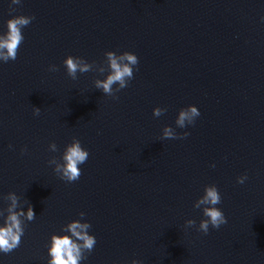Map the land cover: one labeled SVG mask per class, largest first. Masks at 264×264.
I'll list each match as a JSON object with an SVG mask.
<instances>
[{"label": "water", "instance_id": "water-1", "mask_svg": "<svg viewBox=\"0 0 264 264\" xmlns=\"http://www.w3.org/2000/svg\"><path fill=\"white\" fill-rule=\"evenodd\" d=\"M10 3L0 0V31ZM14 7L13 15L36 19L23 30L17 60L0 64V207L16 192L37 218L2 264H46L50 236L81 212L98 240L84 264H264V0ZM107 51L140 60L119 99L95 89L98 73L73 81L63 67L68 55L103 64ZM53 64L59 71L48 70ZM192 104L202 115L190 135L160 140ZM155 107L166 114L155 118ZM73 137L91 155L68 184L48 160ZM53 142L57 153L48 151ZM209 184L219 187L229 223L208 235L185 230L186 220L198 227L203 219L194 204Z\"/></svg>", "mask_w": 264, "mask_h": 264}, {"label": "clouds", "instance_id": "clouds-1", "mask_svg": "<svg viewBox=\"0 0 264 264\" xmlns=\"http://www.w3.org/2000/svg\"><path fill=\"white\" fill-rule=\"evenodd\" d=\"M22 5L23 0H11L9 5L11 18L6 21L5 30L0 31V64L17 60L20 47L25 41L23 30L36 19L35 16L13 15L16 12L14 6ZM104 56L103 64H97L96 62L90 63L83 57L68 55L63 60V67L67 76L73 81L89 72L98 73L104 78L95 79V89L101 91L105 96L119 99L118 93L127 89L135 79V73L139 70V57L130 51L122 53L107 51ZM48 70L50 72L59 71V66L50 65ZM166 112V108L155 107L153 116L160 118ZM40 113V108H34L35 116H39ZM201 115L199 107L194 104L181 108L175 120V127L165 126L162 129L160 140L186 139L190 135L186 129L194 126ZM177 129L185 131L178 133ZM12 147L9 145V148ZM48 151L57 153L60 149L53 142L49 145ZM26 153L27 148L22 149L21 154ZM90 155L81 140L73 137L72 141L64 148L62 155L53 156L48 160V165L54 166V172L61 180L72 184L80 180L83 173L81 166L86 164ZM212 167H215V164ZM248 179L247 174L241 175L237 178V183L243 185ZM3 199L8 204L7 207H0V256L10 254L20 247L26 234L27 224L34 222L37 218L34 206L28 200L22 202L16 192H9ZM222 203L223 197L219 187L216 184L206 185L203 195L194 204L196 209L202 210L203 219L200 220L198 227L195 219L186 220L185 230L194 228L197 232L208 235L212 229L219 230L222 226L227 225L228 217L219 207ZM92 227L91 222L86 219V213L81 212L79 219L71 220L59 232L53 233L45 245L47 249L46 264H84L98 243L96 235L91 232ZM131 264H144V261L133 259Z\"/></svg>", "mask_w": 264, "mask_h": 264}]
</instances>
